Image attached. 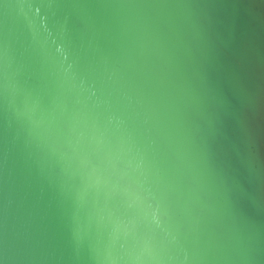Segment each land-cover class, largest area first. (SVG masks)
Here are the masks:
<instances>
[{
    "label": "water",
    "instance_id": "water-1",
    "mask_svg": "<svg viewBox=\"0 0 264 264\" xmlns=\"http://www.w3.org/2000/svg\"><path fill=\"white\" fill-rule=\"evenodd\" d=\"M0 264H264V0H0Z\"/></svg>",
    "mask_w": 264,
    "mask_h": 264
}]
</instances>
